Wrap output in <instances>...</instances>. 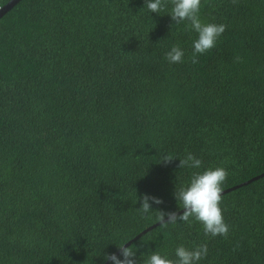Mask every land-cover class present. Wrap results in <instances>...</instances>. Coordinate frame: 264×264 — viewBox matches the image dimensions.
I'll return each mask as SVG.
<instances>
[{
	"label": "trees",
	"instance_id": "16d2710c",
	"mask_svg": "<svg viewBox=\"0 0 264 264\" xmlns=\"http://www.w3.org/2000/svg\"><path fill=\"white\" fill-rule=\"evenodd\" d=\"M142 6L19 0L0 17V264H103L180 210L186 151L227 169L223 190L264 172V0H201L225 29L196 63L185 22ZM142 193L162 201L147 216ZM221 196L227 235L160 223L129 244L137 264L179 243L207 244L198 264H264V176Z\"/></svg>",
	"mask_w": 264,
	"mask_h": 264
},
{
	"label": "clouds",
	"instance_id": "9594fccd",
	"mask_svg": "<svg viewBox=\"0 0 264 264\" xmlns=\"http://www.w3.org/2000/svg\"><path fill=\"white\" fill-rule=\"evenodd\" d=\"M149 13L168 14L173 24L185 22V27L195 33L191 41L190 62L196 63L199 54L213 48L217 39L223 33L225 25L215 21H203L200 17L201 0H143L142 6ZM167 7V11H164ZM168 63H180L184 60V49L173 44L164 54ZM238 59V58H237ZM173 156H165L161 160L167 162ZM177 168H188L193 171L187 181L174 188L173 196L179 201L178 209L157 211L158 222L161 225L175 224L177 221L191 223L197 221L202 226L205 236H225L229 225L225 222L220 206L223 182L227 169L223 165L202 167V161L192 152L186 151L178 158ZM136 197V195H135ZM137 199V197H136ZM151 204L162 203L158 196L142 193L139 196V214L147 216L153 208ZM191 218V219H190ZM123 243L117 246L118 252L105 253L102 257L110 264H137L136 246L130 247ZM207 244L200 243L191 247L179 243L173 249V256L159 251H150L143 258L142 264H198L207 255Z\"/></svg>",
	"mask_w": 264,
	"mask_h": 264
},
{
	"label": "water",
	"instance_id": "95a60500",
	"mask_svg": "<svg viewBox=\"0 0 264 264\" xmlns=\"http://www.w3.org/2000/svg\"><path fill=\"white\" fill-rule=\"evenodd\" d=\"M18 1H19V0H8L4 5H2V6L0 7V17H1L6 11H8L11 7H13ZM262 176H264V172H261L260 174H257V175H255V176H253V177H251V178L245 180L244 182H241V183H239V184H236V185H234V186H232V187H230V188H226V189H224V190L222 191V194L225 193V192H227V191H229V190H231V189L237 188V187H239V186H241V185H245V184H247V183H249V182H251V181H253V180H256V179H258V178H260V177H262ZM181 210H182V209L178 210V212L181 211ZM159 224H160V223L157 221V222L153 223L152 225L146 227V228L143 229L141 232H139L137 235H135L133 238H131L130 240H128V241L126 242V244H130L132 241H134L135 239H137L140 235H142L143 233H145V232L148 231L149 229H151V228H153V227H155V226H157V225H159ZM115 252H118V249H117ZM109 262H110V261H105L103 264H108Z\"/></svg>",
	"mask_w": 264,
	"mask_h": 264
}]
</instances>
